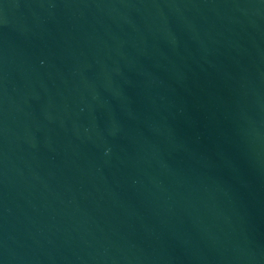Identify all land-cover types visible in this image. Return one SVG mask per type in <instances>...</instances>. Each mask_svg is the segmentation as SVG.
Wrapping results in <instances>:
<instances>
[{"label":"water","instance_id":"obj_1","mask_svg":"<svg viewBox=\"0 0 264 264\" xmlns=\"http://www.w3.org/2000/svg\"><path fill=\"white\" fill-rule=\"evenodd\" d=\"M0 264H264V0H0Z\"/></svg>","mask_w":264,"mask_h":264}]
</instances>
